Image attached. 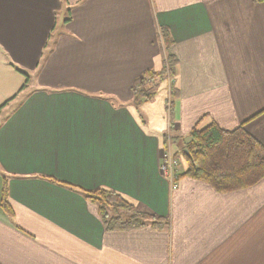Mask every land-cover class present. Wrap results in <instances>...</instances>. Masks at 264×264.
<instances>
[{"label":"crops","instance_id":"obj_1","mask_svg":"<svg viewBox=\"0 0 264 264\" xmlns=\"http://www.w3.org/2000/svg\"><path fill=\"white\" fill-rule=\"evenodd\" d=\"M63 1L0 0V264H264V180L173 190L160 170L169 133L243 127L264 146V0ZM165 55L172 107L164 81L137 108ZM101 188L163 225L106 232L77 192Z\"/></svg>","mask_w":264,"mask_h":264},{"label":"trees","instance_id":"obj_2","mask_svg":"<svg viewBox=\"0 0 264 264\" xmlns=\"http://www.w3.org/2000/svg\"><path fill=\"white\" fill-rule=\"evenodd\" d=\"M163 36L167 51L170 42L166 32H163ZM162 62V70H149L134 83L132 92L137 108L153 101L157 95V83L174 78L176 74L174 58L165 55ZM25 77L27 81L23 89L28 84V77L26 75ZM156 81L158 82L155 83ZM170 97L169 108L176 98L174 84L171 86ZM180 139L170 136V133L165 137V141L171 143ZM187 139H181L182 156L187 168L178 174L177 181L182 177H190L210 185L220 194H226L254 187L264 180V146L243 127L231 132L224 131L215 124L204 129L195 127ZM50 181L59 184L54 179ZM77 192L97 207L106 232H129L148 226L159 229L163 225L152 216L139 212L132 203L115 191L101 188L94 191L77 189ZM1 207L12 216L6 181L2 191Z\"/></svg>","mask_w":264,"mask_h":264},{"label":"rangeland","instance_id":"obj_3","mask_svg":"<svg viewBox=\"0 0 264 264\" xmlns=\"http://www.w3.org/2000/svg\"><path fill=\"white\" fill-rule=\"evenodd\" d=\"M64 3H67L66 2V0H64L63 1V3L62 4H64ZM63 7H64V5H63ZM67 11L65 10V8H63V14L61 15V20H60V23H62V21H63V17H64V15H65V17L67 16ZM158 81H156L155 83H157ZM166 82H168V90H169V101H171V97H170V95H171V86L174 84V78H168V80L166 81ZM158 84V86H159V84H161V83H157ZM21 92H23L22 94L24 95V96H26V95H28L29 93H30V87H28V88H26L25 90L24 89H22L21 91H19L15 96H13L11 99H9L8 100V108H7V110H5V112L3 113V115H7V114H9L10 113V111L12 110V109H14L15 108V106H16V103L19 101V95L21 94ZM157 92H158V90H157ZM17 97V99H15ZM112 102L114 103V102H116V99H113L112 100ZM173 129V128H172ZM172 135V133H170V136ZM183 140H185V139H183ZM188 140V139H187ZM168 142L169 141H165V147H164V149H167V146H168ZM178 142V148H179V150H178V152L176 153V154H174L173 152V154L175 155V157L177 158V160L179 161V167H178V173L180 174V173H182L183 172V166H184V164H183V160H182V158H183V156H182V151H183V143H182V140L180 139V140H178L177 141Z\"/></svg>","mask_w":264,"mask_h":264},{"label":"built area","instance_id":"obj_4","mask_svg":"<svg viewBox=\"0 0 264 264\" xmlns=\"http://www.w3.org/2000/svg\"><path fill=\"white\" fill-rule=\"evenodd\" d=\"M172 152V143L169 141L167 149H164L160 170L162 176L170 183L171 188L176 190L178 188L179 161Z\"/></svg>","mask_w":264,"mask_h":264}]
</instances>
